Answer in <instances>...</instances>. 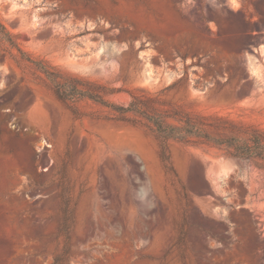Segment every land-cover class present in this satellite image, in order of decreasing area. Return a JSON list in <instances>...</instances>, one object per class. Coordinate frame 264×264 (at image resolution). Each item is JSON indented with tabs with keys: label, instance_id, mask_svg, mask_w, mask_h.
I'll use <instances>...</instances> for the list:
<instances>
[{
	"label": "rangeland",
	"instance_id": "obj_1",
	"mask_svg": "<svg viewBox=\"0 0 264 264\" xmlns=\"http://www.w3.org/2000/svg\"><path fill=\"white\" fill-rule=\"evenodd\" d=\"M0 264H264V0H0Z\"/></svg>",
	"mask_w": 264,
	"mask_h": 264
},
{
	"label": "trees",
	"instance_id": "obj_2",
	"mask_svg": "<svg viewBox=\"0 0 264 264\" xmlns=\"http://www.w3.org/2000/svg\"><path fill=\"white\" fill-rule=\"evenodd\" d=\"M73 90V95L75 97H80V98H86V97H89L91 99H95L96 101L100 102L101 104L103 105H106V106H110L112 107L113 109H116L118 110L121 114H126L127 112L133 110V105H134V101L132 100L131 103L127 106L125 105H118L116 103H113V102H109L108 100H105L104 98H102V96H99L98 98H96V96H93V95H90V94H86V93H82L80 92V90H76V88H71ZM79 95V96H78ZM154 123L156 124V126L158 127V130L160 131V133L163 135L164 137V140H165V144H164V148H163V151L164 153H167L168 152V145H167V140L171 137H178V136H175L176 134H172V132H170L168 130V128H166V122L157 118L156 120L154 119L153 120Z\"/></svg>",
	"mask_w": 264,
	"mask_h": 264
}]
</instances>
